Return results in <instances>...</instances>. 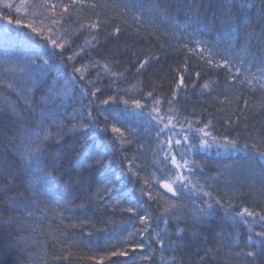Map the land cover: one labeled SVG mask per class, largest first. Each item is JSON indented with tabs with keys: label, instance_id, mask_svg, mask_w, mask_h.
Instances as JSON below:
<instances>
[{
	"label": "trees",
	"instance_id": "1",
	"mask_svg": "<svg viewBox=\"0 0 264 264\" xmlns=\"http://www.w3.org/2000/svg\"><path fill=\"white\" fill-rule=\"evenodd\" d=\"M36 2L39 3L41 0H36ZM59 2L69 3V0H59ZM15 3H19V0H15ZM85 3L88 7L79 11L74 9L73 19L69 20L64 28L72 32L78 27L74 23L76 20L88 22L96 20L97 17L105 21L106 26L99 31L97 47L83 59L77 60L73 66H80L91 60L100 64L114 65L111 72L124 73V76L116 79L110 73H106L103 67L90 69L88 79L96 81L94 86L103 90L101 94H98L97 104L100 100L114 95L117 100L119 96L124 95L126 99L140 98L143 102L144 94L151 91L154 86L157 88V96L163 95L170 99L173 94L172 89L180 75V72L173 70L183 68L186 56V50L176 51L174 49L178 43L190 39L184 37L177 41L173 34L183 35L185 29L191 32L197 27L195 24L191 28L187 27L188 18L195 20L198 16L199 27L204 29L207 25L212 34L201 38L211 39L224 30L226 21L229 19V10H231L232 30L239 28V40L236 41V46L239 47L249 37V34H252L251 55H254L257 61L264 58V51L260 50L258 43L261 39V30L264 29V18H261L257 9H249L247 12L240 11L239 0H237V6L231 9L228 4L221 9L222 0H85ZM92 4L100 7L92 8ZM123 4H127L128 8L115 6ZM155 4H158L162 13L160 19L154 20L148 14H145L141 22L133 19V14L138 12L137 6L143 5L147 9ZM12 15L14 19H21L22 24L20 26L7 25L6 22L0 20V47H3L6 42H14L21 48L22 57L48 59L51 55L50 46L45 48L43 41L33 40L30 30L23 26L26 23H32V17L25 16L23 12L17 14L14 10ZM166 17L172 18L171 21L169 22ZM116 27L121 28L119 36H108L107 34ZM6 30H9L7 36L5 35ZM90 38L87 32L80 35L71 46V50L75 51L85 39ZM68 54L67 51L64 52V57L66 58ZM148 56L159 57V63L153 62L147 71L137 75L136 64ZM60 59L59 56H53L49 60L50 64L57 65V70L44 76L32 77L36 83L30 84L29 87L34 89V101L17 103L15 95L9 96L6 91L0 90V264H96L88 257L95 256L98 259L99 255L103 254L98 249L105 246L109 236L112 235V230L119 231L122 221L129 220V214L120 211L114 213L110 207H101L96 201L93 195L96 188L105 183L106 179L114 177L105 174L98 167L88 170L85 167L88 161L84 164L79 163L78 154L81 150L90 146L94 147L85 142V133L92 136L96 129L107 126V135L100 132L96 135L101 140H110L114 136L111 132L112 124L127 120L125 127L137 129L141 139L122 146L118 144L117 147H122L123 151L116 153L115 160L119 162L124 156L136 157V163L145 166L149 172L155 171L152 152L153 147L156 146L155 133L145 134L146 122L144 120L137 118L135 113L129 116L121 115L124 105L120 103L101 106L108 108L105 115H109V119L105 120L104 116H99L90 129H84L82 124L87 123V109L85 108L83 121L79 119L74 121L70 118L63 120L66 131L59 144L50 140L46 145L49 161L53 157H59L55 161L60 165L57 176L65 173L63 179L53 180L44 189L48 195V204L41 203L40 208L43 211L34 212L32 217H29L26 212L13 210L24 208L32 199L28 183L29 176L25 171L26 161L22 160L21 152L25 151L23 145L30 142V137H32V142H35L33 133L40 132L41 136L44 134L37 127L38 102L54 79L59 77L61 85H64L66 78L72 72L71 66L64 67L59 64ZM37 63L40 61L38 60ZM5 67L7 66L0 67V77L3 76ZM260 67L261 65L256 63L252 66L251 72L242 70L239 74L241 81L252 79L253 76L256 79L253 80L252 91L247 90L246 83L243 90L237 87L235 94L241 96L237 102L234 99V93L228 91L226 87L223 72L220 73L219 83L211 94H202L200 89V85L205 80L216 79L211 74L204 75L195 88L192 87L196 80L195 73L207 71V66L200 64L198 59L192 56L189 60V71L183 73L186 77L185 88L179 92L180 103L176 107L182 106V109L186 110L183 114H191L194 110L195 118L205 123L211 121L210 131L221 142L224 135H229L230 138L239 136L240 145L247 141L251 146L254 141L264 137V92L260 91L259 83H257L259 74L255 71ZM67 87L70 98L66 101V112L64 108L59 109L64 115L71 114L81 107L80 96L72 91L70 82L67 83ZM125 92L128 95H125ZM221 93H227L233 103L231 105L221 104L220 101L224 100ZM5 98L8 104L5 103ZM88 99H91V96ZM88 99H84L83 104H87ZM244 99L249 100V106L242 113H237L236 105L239 103L243 108ZM146 102L151 105L150 100ZM164 107L168 108L167 103ZM33 109L36 110L35 115L32 114ZM218 109H223V111H218ZM229 116L233 121L238 120V124L232 125L230 132L223 124L224 119ZM73 125H75V130H72ZM117 126L119 127L120 124L117 123ZM50 131L55 133L58 129L52 127ZM139 144H143L144 147L140 149ZM210 148L197 149L199 154L195 158L203 163L205 176L215 177L214 181L209 182L215 190L214 194H235L236 199L232 201L235 204L242 206L259 204L264 207V187L261 185L258 164L248 160L245 153L231 151L222 153L223 148L214 147V150ZM103 159L106 161L108 157L105 156ZM118 166V163H114L113 169ZM197 176H200V172H197ZM200 182L204 183V180L201 178ZM139 186L137 182L136 187ZM128 187H132L130 182ZM168 196L170 197L171 194ZM225 202L227 203V199ZM165 203L166 201L161 200L159 206L152 204L151 212L154 216L161 214V208ZM181 203L185 205V211H192L190 201H181ZM57 204L60 207H57ZM18 216L24 217L22 223L29 229L28 231L18 232L19 225L9 222L10 219L15 220ZM33 218L41 219L44 223L35 225L32 223ZM157 223L160 229L165 228L163 221L155 220L152 222V227L156 228ZM178 227L184 231L178 232ZM32 228L36 229L34 233ZM255 230L260 229L257 227ZM167 231L171 237L168 247L161 249L160 245L152 244V247L157 249L155 264H161L162 258L166 264L172 259H175L177 264H201V258L206 252L211 254L203 261V264H249V261L244 258L240 260L231 258L241 249L245 252L252 250L244 246V241L247 240V229L243 226L234 227L230 221H225L222 212H214L198 221L188 218L186 223L177 224L175 220H172L167 226ZM233 237L239 240V247L231 244ZM139 241L138 237L134 242ZM140 252L139 249L135 253L129 251L127 258L117 257L113 260L117 264H149L148 261L140 259ZM256 264H260V261Z\"/></svg>",
	"mask_w": 264,
	"mask_h": 264
},
{
	"label": "snow or ice",
	"instance_id": "2",
	"mask_svg": "<svg viewBox=\"0 0 264 264\" xmlns=\"http://www.w3.org/2000/svg\"><path fill=\"white\" fill-rule=\"evenodd\" d=\"M225 4L230 5L231 9L237 6V0H222L221 9ZM115 6L128 8L127 4ZM86 7L88 5L85 0H69V3H62L59 0H41L39 3L36 0H19V3H15V0H0V20L6 22L7 25L20 26L22 20L14 19L13 10L17 14L23 12L25 16H31L33 22L23 26L30 30L33 40L43 41L45 48L49 46L51 48V55L48 59L42 57L24 58L21 56L22 50L18 45L14 42H6L3 47H0V67L7 66L3 76L0 77V90L6 91L9 96L15 95L17 103L34 101V89L29 87L30 84L36 83L32 77L44 76L57 70L55 63H49L53 56L61 58L60 65L72 67V72L66 78V83L61 85L59 77L54 79L38 102L39 121L37 127L44 134L41 136L40 132L33 133L35 142H32V137H30V142L23 145L25 151L21 152L22 160L26 161L25 171L29 176L28 183L31 188L32 199L29 205L24 208H14L13 210L26 212L29 217H32L34 212H42L41 203L48 204V195L44 189L53 180L63 179L65 173L57 176L60 165L55 161L59 157H53L49 161L46 145L50 140H54L57 144L60 143L66 131L63 126L64 119L83 121L85 119L84 109L86 108L87 123L82 124V128L90 129L96 123L97 117L104 116L105 120L109 119V115H105L108 108L101 106L122 103L124 109L121 115L129 116L135 113L137 118L146 122L145 134L155 133L156 146L152 149L155 171L149 172L145 166L136 163V157L124 156L119 162L115 160L116 153L123 151L122 147H117L118 144L122 146L125 143L138 142L141 139L137 129L125 127V124L128 123L127 120L117 121L120 124L119 127L117 123L112 124L111 132L114 136L110 140H101L96 135L97 132L107 135V126L96 129L92 136L87 135V133L84 134L85 142L94 145V147L90 146L81 150L78 154L79 163L84 164L85 161H88L85 165L88 170L98 167L105 174L114 177L113 179H106L105 183L96 188L93 194L96 201L101 207H110L114 213L120 211L129 214V220L122 221L119 231L112 230V235L109 236L105 246L98 249L103 254L99 255L98 259L95 256L88 257V259L94 260L96 264H105V262L117 264L113 258H127L129 251L135 253L139 249L141 250V260L155 264L157 249L152 247V244L160 245L161 249L169 246L171 237L167 231V226L172 220H175L177 224L186 223L188 218L198 221L214 212H222L225 221H230L234 227L243 226L247 229V240L244 241V246L252 249L247 252L241 249L231 258L235 260L244 258L249 261V264H256L257 261L264 264V207L259 204L255 206L235 204L232 202L236 199L235 194H214L215 190L209 182L214 181L215 177L205 176L203 163L195 158L199 154L197 149L208 148L212 144L233 153H245L248 160L256 162L260 167L261 185L264 187V137L254 141L251 146L247 141L240 145L239 136L230 138L229 135H224L221 142L210 131L211 121L205 123L203 120L195 118L194 110L191 114H183L186 110H183L182 106L176 107L180 103L179 92L185 88L186 77L183 73L189 71V60L192 56H195L200 64L207 66L206 72L198 71L195 73L196 80L193 82V88L204 75L211 74L216 77V79L205 80L200 85L202 94H211V91L219 83L220 73L223 72L226 87L228 91L234 93V99L238 102L241 96L235 94L237 87L243 90L246 83L247 90L252 91L253 80L256 79L253 76L252 79L241 81L239 74L242 70L251 72L252 66L256 63L261 65L260 68L255 69L259 74L257 83H259L260 91L264 92V58L257 61L256 57L251 55L252 34H249L243 44L239 47L236 46V41L239 40V28H236L235 31L232 30L231 10H229V19L226 21L224 30L211 39L201 38L212 34L207 25L204 29L199 27L198 16L195 20L188 18L187 27L191 28L193 24L197 27L193 28L191 32L185 29L183 35L173 34L177 41L184 39V37L190 39L178 43L174 49L176 51L186 50V56L183 61V68L173 70L180 72V75L172 89L173 94L170 99L163 95L157 96V88L154 86L151 91L144 94L143 102L140 98L126 99L124 95L119 96L117 100L114 95L100 100L97 104L98 94H101L103 90L94 86L96 81L88 79L90 69L103 67L106 73H110L116 79L124 76V73L111 72L114 65L100 64L91 60L80 66H73L77 60L83 59L97 47L99 31L106 26V22L97 17L96 20H89L88 22L76 20L74 23L78 27L75 28V31L69 32L65 29L64 25L72 20L75 15L73 10L79 11ZM91 7L100 6L92 4ZM137 7L138 12L133 14V19L137 22H141L145 14L150 15L154 20L160 19L162 15L158 4L147 9L143 5ZM41 9L43 11H39ZM249 9H257L261 18H264V0H239L240 11L247 12ZM166 19L170 22L172 18L166 17ZM8 31L5 32L6 36ZM85 32L91 38L85 39L75 51L71 50L75 40ZM120 32L121 28L116 27L107 35L118 37ZM260 35L261 39L258 43L260 50L264 51V29L261 30ZM66 51L69 54L65 58L64 52ZM250 56L251 58H249ZM38 60L40 63H37ZM153 62L159 63V57L148 56L139 61L136 64V74L139 75L143 71H147ZM68 82L72 84V91L79 94L81 107L75 109L71 114L64 115L59 109L64 108L66 112V101L70 98ZM125 95L128 93L125 92ZM220 95L224 96V100L220 101L221 104L231 105L233 103L227 93ZM89 96L91 99H88ZM84 99H88L87 104H83ZM149 100L151 105L146 102ZM5 103H9L7 98H5ZM165 103H167L168 108L164 107ZM248 106V99H244L243 108L237 103V113H242ZM35 111V109L32 110L33 115H35ZM218 111H223V109H218ZM223 124L226 130L230 132L232 125L238 124V120L233 121L229 116L224 119ZM52 127H56L58 131L52 133L50 131ZM72 130H75V125H73ZM197 140L199 141L198 144ZM138 147L142 149L144 146L139 144ZM105 156L108 157L106 161L103 159ZM114 163L119 165L116 169H113ZM197 172H200V176H197ZM201 178L204 183L200 182ZM129 182L132 187H128ZM137 182H139V187H136ZM8 190L10 191V189ZM168 194L171 196L169 197ZM226 199L227 203L225 202ZM161 200L166 201V203L161 208V214L154 216L151 212L152 204L155 203L159 206ZM181 201H190L192 211H185V205ZM57 207L60 205L57 204ZM23 220V216H18L15 220L10 219L9 222L19 225L18 232H26L29 229L22 223ZM154 220L163 221L165 228L160 229L158 223L157 227L153 228L152 222ZM32 223L42 225L44 221L33 218ZM257 227L260 229L259 231L255 230ZM31 230L33 233L36 231L35 228ZM177 231L183 232L184 229L178 227ZM138 237L140 241L134 242ZM231 244L239 247V240L233 237ZM145 249L149 250L144 252ZM210 254V252L205 253V256L201 258V264ZM161 264H166L163 258ZM167 264H177V262L172 259Z\"/></svg>",
	"mask_w": 264,
	"mask_h": 264
},
{
	"label": "rangeland",
	"instance_id": "3",
	"mask_svg": "<svg viewBox=\"0 0 264 264\" xmlns=\"http://www.w3.org/2000/svg\"><path fill=\"white\" fill-rule=\"evenodd\" d=\"M214 147H218V146L216 144H212L210 149L214 150ZM217 150H218V148H217ZM221 152L222 153H228V151H226L224 149H222Z\"/></svg>",
	"mask_w": 264,
	"mask_h": 264
}]
</instances>
